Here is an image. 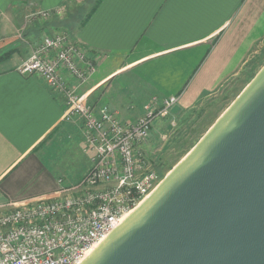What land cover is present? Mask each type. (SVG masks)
<instances>
[{"label":"crops","instance_id":"crops-1","mask_svg":"<svg viewBox=\"0 0 264 264\" xmlns=\"http://www.w3.org/2000/svg\"><path fill=\"white\" fill-rule=\"evenodd\" d=\"M59 7L62 16L37 14ZM58 32H67L96 62L84 85L97 97L93 104H106L132 121L157 95L142 96L138 108L124 106L110 98L114 78L137 70L145 77L149 68L152 78L164 79L160 99L176 96L179 111L195 108L261 54L264 0H0V54L13 51L0 62V203L46 197L86 172L73 183L59 178L53 186H24L25 175L41 166L53 142L65 134L84 138L82 120L64 118L66 97L38 75L17 70L40 38Z\"/></svg>","mask_w":264,"mask_h":264},{"label":"water","instance_id":"water-1","mask_svg":"<svg viewBox=\"0 0 264 264\" xmlns=\"http://www.w3.org/2000/svg\"><path fill=\"white\" fill-rule=\"evenodd\" d=\"M79 264H264V64Z\"/></svg>","mask_w":264,"mask_h":264},{"label":"built area","instance_id":"built-area-1","mask_svg":"<svg viewBox=\"0 0 264 264\" xmlns=\"http://www.w3.org/2000/svg\"><path fill=\"white\" fill-rule=\"evenodd\" d=\"M37 14L49 18L64 11ZM17 70L38 75L66 97L64 118L82 120L93 155L78 182L46 197L0 203V264H79L161 182L140 145L158 118L170 116L178 97L152 96L132 121L106 104L93 105L84 85L97 71L96 62L67 32L45 35Z\"/></svg>","mask_w":264,"mask_h":264},{"label":"rangeland","instance_id":"rangeland-1","mask_svg":"<svg viewBox=\"0 0 264 264\" xmlns=\"http://www.w3.org/2000/svg\"><path fill=\"white\" fill-rule=\"evenodd\" d=\"M41 41L40 38L37 45H39ZM2 55L3 54H0V56ZM145 65H149V63ZM151 65H154V63H151L150 66ZM141 72L142 70H137V72H130L128 75L114 78L112 81L111 92H109L110 98L112 99V96L116 97L124 106L128 105L130 107L131 105H136L138 108V106L141 105L140 99L147 93L161 96L160 92L163 90L162 87L164 84H162V82L164 79L160 77H157V79L152 78L150 76L152 71L149 68H145V77ZM139 75L143 77H140ZM146 76L148 78H146ZM141 78L144 81L141 80ZM238 79L239 78L234 79L227 87L222 85L219 89L220 92L214 93L196 106L195 109H197V112L203 109V116L199 118L201 119L200 127L202 134L212 124L216 117L224 111L225 106L235 97V94L241 85V82ZM184 80V78L175 79L172 86L174 87L176 84L183 82ZM229 89H231V91ZM227 92L230 93L228 94ZM223 102L227 103L222 109H219ZM177 104H179V102ZM190 110L185 112L180 111V113L177 114V119H172L175 122L174 124L171 119L167 121V119L158 118L155 121L149 139L144 144V152L150 156L155 164V168L158 169L163 177L181 158L185 156L186 152L194 143H196L198 138H201V135H198L195 139L194 136H191L186 139V143L182 142V144H184L183 146L176 148L174 145L165 148L166 143L172 138V136L176 133V136H178L181 131H187L188 123L184 124L183 119L187 114L192 112H190ZM119 112L122 114L123 110H120ZM167 126L168 129L164 130ZM162 127L163 129H161ZM188 135H186V137ZM183 148L185 150L182 152L181 150ZM92 155V149L86 144L85 139L80 134H77L76 136H68V134H65L61 139L53 142L44 150L43 155L39 159L41 166L39 168L36 167L35 169H31L29 174L25 175V178L23 179L25 180L24 186L28 189L42 188L47 184L53 186L58 183L59 178H61L66 184L76 182L83 172L90 167ZM157 159H160V161H157Z\"/></svg>","mask_w":264,"mask_h":264},{"label":"trees","instance_id":"trees-1","mask_svg":"<svg viewBox=\"0 0 264 264\" xmlns=\"http://www.w3.org/2000/svg\"><path fill=\"white\" fill-rule=\"evenodd\" d=\"M13 51H9V52H6V53H3L2 56H0V62L5 60ZM263 50L261 52V54L259 55H256L254 57H252V59L250 61L247 62V64L245 65L244 67V70L242 71L241 73V76L237 77L239 78L238 80H240L241 82V85L240 87L238 88V91L236 92L235 94V97L226 105L225 102H223V104L221 105V108L219 107V109H222L225 105V108L224 110L231 104V102L237 97V95L243 90V88L247 85V83L252 79V77L258 72V70L262 67V65L264 64V54H263ZM231 91V89H229ZM228 94L230 92H227ZM95 94H92L91 97H90V102L93 104L95 102H97V97L94 96ZM229 97V96H228ZM95 105V104H93ZM196 108V107H195ZM192 109L190 110L191 113L187 114V116L183 119V122L184 124L185 123H188V128H187V131H181V133L177 135V133L172 136L171 139H169V141L166 143V147L165 148H169V147H172L175 145V147H179V146H183L184 144H182V142H187L186 139L190 138L191 136H194V139L199 135H201V137L204 135V133L210 128V126L215 122V120L221 115V112L217 117L216 119L212 122V124L204 131V133L202 134V131H201V119H199L201 116H203V109H201V111H196L197 109ZM181 111V110H180ZM179 111V108H174L170 114V116L166 117L165 119H167V121L169 119H177V114L180 113ZM188 111V110H187ZM181 112H185V111H181ZM203 118V117H202ZM199 120V121H198ZM163 129V127L161 128ZM168 129V126L165 127L164 130H167ZM189 133V135H188ZM186 135H188L186 137ZM186 137V138H185ZM200 138H198L199 140ZM197 140V141H198ZM196 141V143H197ZM194 143L190 148L189 150L196 144ZM186 147V146H185ZM184 147V148H185ZM182 149L181 151L183 152L185 149ZM188 150V151H189ZM187 151V152H188ZM186 152V153H187ZM157 161H160V159Z\"/></svg>","mask_w":264,"mask_h":264},{"label":"bare ground","instance_id":"bare-ground-1","mask_svg":"<svg viewBox=\"0 0 264 264\" xmlns=\"http://www.w3.org/2000/svg\"><path fill=\"white\" fill-rule=\"evenodd\" d=\"M128 215H129V214H128ZM128 215H127V216H128ZM127 216H126V217H127ZM93 249H95V248H93ZM93 249L88 251V255L93 251Z\"/></svg>","mask_w":264,"mask_h":264}]
</instances>
